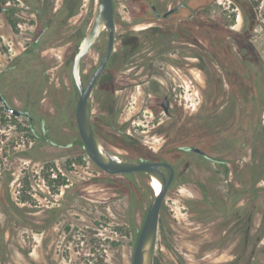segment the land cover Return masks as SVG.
<instances>
[{
  "label": "rangeland",
  "instance_id": "rangeland-1",
  "mask_svg": "<svg viewBox=\"0 0 264 264\" xmlns=\"http://www.w3.org/2000/svg\"><path fill=\"white\" fill-rule=\"evenodd\" d=\"M14 1L20 8L29 4L30 12L38 7L45 24L35 30L24 19L17 29L9 12L0 15V91L34 116L36 131L23 130L25 118L0 109V264H132L151 202L145 179L108 174L80 160L72 63L98 0ZM114 1L117 42L92 93L93 120L115 154L176 167L161 209L154 264H264V255H255L264 252V197L251 204V181L233 177L231 164L225 177L215 162L183 150L174 132L180 129L213 156L238 157L241 171L264 153V127L250 141L252 126L259 119L264 126V0H167L168 6L186 2L172 18L190 21L173 43L174 61L160 73L151 63L139 64L144 43L155 39L139 30L156 26L148 19L157 0ZM47 25L41 43L19 55L13 69L12 39L18 37L19 52ZM106 45L107 34L86 55L85 80ZM127 59L130 68L122 65ZM165 95L173 118L159 106ZM53 222L55 228L47 229Z\"/></svg>",
  "mask_w": 264,
  "mask_h": 264
},
{
  "label": "water",
  "instance_id": "water-1",
  "mask_svg": "<svg viewBox=\"0 0 264 264\" xmlns=\"http://www.w3.org/2000/svg\"><path fill=\"white\" fill-rule=\"evenodd\" d=\"M104 30H107L109 34L105 56L90 80L85 83L82 75L83 59L98 41ZM114 40V2L113 0H98L94 13L75 52L72 65V75L77 88L76 120L85 151L99 168L110 174L144 172L150 177L151 183L154 178L161 182V189L159 192L155 191V196L148 208L133 256V264H153L158 238L160 211L166 193L174 180L175 168L167 161L132 159L116 155L103 144L94 129L90 97L101 72L111 56ZM0 98L4 100L1 95ZM5 104L13 113H22L9 107L6 102ZM186 149L196 151L213 159L199 147L188 146ZM164 167L169 170V174L164 170Z\"/></svg>",
  "mask_w": 264,
  "mask_h": 264
},
{
  "label": "flooded vegetation",
  "instance_id": "flooded-vegetation-1",
  "mask_svg": "<svg viewBox=\"0 0 264 264\" xmlns=\"http://www.w3.org/2000/svg\"><path fill=\"white\" fill-rule=\"evenodd\" d=\"M167 0H157V1H152L151 2V8H152V11H153V14L154 16L151 18V19H148L153 25H156L155 27L153 28H145V29H141L139 31H141L142 34L144 33H151V35H154L153 37L155 38L154 39V43L149 46L147 45L146 43H144L146 46L145 49L142 48L141 50V55H143V59L142 61H140L139 64H145V65H149L150 63L152 64L151 66V69L157 73H160L161 72V68H163L164 66H168L170 64H172V62L174 61V59L170 56L173 51L175 53L176 49H174V41H177L180 39V33L182 32L181 29H184L182 28L183 26H186V22H189L190 20H183V19H177L175 20L174 18H172V16L177 12L179 11L180 9L182 8H186L187 7V3L182 1L180 2L179 4L175 5V6H168V4H166ZM114 2V17H115V40H114V45H113V50H112V53H111V56L108 60V63L106 64L104 70L111 64V62H113V58H114V51H115V45H116V42H117V31H116V9H115V1L113 0ZM98 3V2H97ZM26 5V6H25ZM23 7L27 10V11H24V8H20V3H16L14 0H11V1H8L7 3H4L2 1H0V15L1 14H4L6 12H9V16H8V22L11 26H13L14 28H17L18 29V26H21L22 22H24V19H27L28 20V23L29 21L32 22L31 25L35 26V30L37 28V26H42L45 24V20L43 19L42 15H41V10L37 7L35 9V12H30L32 7L29 5V4H25ZM30 10V11H29ZM30 13L31 17L32 18H28V14ZM147 20V21H148ZM196 20V19H195ZM193 20V21H195ZM89 24V23H88ZM88 26V25H87ZM87 28V27H86ZM47 30H48V25L45 27V29H43L41 31V33H39V35H36V37H34L33 39V42H29L28 45H26L24 47L23 50L21 51H17V44H16V41L18 40V37L17 38H14L12 39L13 40V45H11L9 47L10 49V60L13 61L11 67L14 69L16 67V63H15V59L21 55L22 53H24V51H26L31 45L32 46H38L40 43H41V40L43 38V36L47 33ZM86 30V29H85ZM33 31V30H32ZM32 31H29V33L32 35L34 34ZM85 32V31H84ZM107 34V45H106V49H105V52H104V55L100 61V63L102 62L104 56H105V53H106V50H107V46H108V40H109V34L107 32V30H104L101 34V36L99 37L98 41L94 44V46L92 47V49L97 45V43L99 41H101L102 37ZM84 35V33H83ZM82 35V37H83ZM157 35V36H156ZM82 39V38H81ZM81 41V40H80ZM128 47V46H126ZM125 47V48H126ZM78 48V47H77ZM91 49V50H92ZM127 49V48H126ZM135 47H132V50H134ZM152 49L153 50V56H150L148 57V54L147 52ZM36 50V49H34ZM90 50V51H91ZM89 51V52H90ZM151 53V51H150ZM136 54V51L134 53H132V56H130V58H132L133 56H135ZM75 55V54H74ZM86 57V56H85ZM84 57V59H85ZM129 58V59H130ZM83 59V61H84ZM129 59L125 60L124 63H122L123 66H128L127 64H130L132 67V63H128ZM74 60V58H73ZM99 63V64H100ZM98 64V66H99ZM150 64V65H151ZM73 65V63H72ZM97 66V67H98ZM96 67V68H97ZM95 68V70H96ZM94 70V72H95ZM103 70V71H104ZM103 71L101 72L97 82L99 81ZM94 72L91 74V76L94 74ZM82 75H83V79H84V82L87 83L91 76L89 77L88 80H85V76H84V69H83V62H82ZM72 78H73V75H72ZM74 81V79H73ZM96 82V84H97ZM75 84V82H74ZM96 84L94 86V88L96 87ZM76 87V85H75ZM76 91H77V88H76ZM94 91V89H93ZM92 91V93H93ZM0 95L2 96V98L4 100H2L0 98V109L4 112H6L7 115H10L12 118H25L27 121H28V124H27V128L23 129L25 131H29V133H31L33 136H36V131H35V126H34V121H35V118L34 116H32L30 114V112H28L27 110H24V109H21V108H18V107H15V106H12L9 101L7 100V98L2 94V92L0 91ZM92 97V95H91ZM91 97H90V106H91V112H92V105H91ZM5 102L7 103V105L11 108H14V109H17L19 111H21L22 113L21 114H15L13 113L5 104ZM77 103V101H76ZM159 106H161L163 108V111L165 112V114L167 115L168 118H173V114L171 113L170 111V99H169V96L168 95H165L163 97V100L160 101V104ZM75 118H76V105H75ZM92 121H93V126H94V129L96 131V128H95V124H94V120H93V112H92ZM13 123L17 124L16 120L14 122V120H12ZM212 123V122H211ZM210 123V124H211ZM213 124V123H212ZM209 126V124H206ZM256 126H257V132L259 135L256 136L255 134V131H256ZM76 127H77V132H78V137H79V140H78V143L80 142L82 144V147L84 148V144L80 138V135H79V130H78V125H77V120H76ZM207 127V126H206ZM211 128L209 130H214L215 129V125L213 126H210ZM264 127L263 124L261 123L260 119L258 122H256L253 126H252V135H251V138H250V141L254 143V140H257L261 134V128ZM22 129V128H21ZM27 129V130H26ZM225 130V129H224ZM175 132V138H177V140L180 141V145L182 147L183 150L185 151H190V152H194L196 154H199L200 156H203L204 158L206 159H209L213 162L216 163V160H218V157L216 156H213L211 155L208 151H206V149H204L201 145L197 144V143H191L190 142V138H188V136H182V132L181 130L177 129V130H174ZM96 133L98 134V132L96 131ZM216 133V132H215ZM193 134V131L191 132L190 136H192ZM217 134V133H216ZM223 135H224V132H223ZM98 136L100 137V135L98 134ZM223 136L221 135L220 138H222ZM218 138V139H220ZM101 139V137H100ZM101 141L103 142V140L101 139ZM104 144V142H103ZM105 145V144H104ZM106 146V145H105ZM188 146H195V147H199L201 149H203L209 156H211L213 159L209 158V157H206L196 151H191V150H188L186 149V147ZM85 150V148H84ZM110 150V149H109ZM111 151V150H110ZM86 152V151H85ZM114 153V152H113ZM87 154V153H86ZM115 154V153H114ZM117 155V154H116ZM125 157V156H124ZM86 159L88 160H91L93 161L88 155L87 157H85ZM127 158H130V157H127ZM254 158V157H253ZM132 159H135V158H132ZM143 160H149V159H143ZM151 161H166V160H151ZM94 162V161H93ZM169 162V161H167ZM95 163V162H94ZM171 163V162H169ZM96 164V163H95ZM174 168H175V177H174V180L173 182L175 181L176 179V175H177V172H176V167L173 163H171ZM98 166V165H97ZM99 167V166H98ZM101 169V168H100ZM102 170V169H101ZM164 170L167 172V174H169V170L164 167ZM104 171V170H103ZM105 172V171H104ZM108 173V172H106ZM133 173H144V172H133ZM110 174V173H108ZM126 174H130V173H123V174H112V175H126ZM146 174V173H144ZM146 176L149 178V181L151 183V180H150V177L146 174ZM57 182H60V180H56ZM172 182V183H173ZM172 185V184H171ZM170 185V186H171ZM151 186L153 187L152 183H151ZM154 189V187H153ZM167 194V193H166ZM154 196H155V190H154ZM154 196L151 198V202L154 198ZM150 202V203H151ZM164 202V201H163ZM163 205V204H162ZM150 206V204H149ZM149 208V207H148ZM162 209V207H161ZM148 212V210H147ZM160 214H161V211H160ZM147 215V213H146ZM146 217V216H145ZM145 220V219H144ZM56 222H53L47 229H52V228H55L56 226ZM144 224V222H143ZM143 226V225H142ZM142 226L140 228V230L138 231L137 233V240H138V237H139V234H140V231L142 229ZM159 226H160V218H159ZM47 229L44 230V232L47 231ZM43 232V233H44ZM158 235H159V230H158ZM243 236V235H242ZM245 237V236H243ZM242 237V238H243ZM157 241H158V238H157ZM137 244V242H136ZM156 246H157V243H156ZM136 248V246H135ZM135 252V250H134ZM155 252H156V249H155ZM134 256V255H133ZM155 263V253H154V260H153V264ZM133 264V262H132Z\"/></svg>",
  "mask_w": 264,
  "mask_h": 264
},
{
  "label": "trees",
  "instance_id": "trees-1",
  "mask_svg": "<svg viewBox=\"0 0 264 264\" xmlns=\"http://www.w3.org/2000/svg\"><path fill=\"white\" fill-rule=\"evenodd\" d=\"M215 114V113H214ZM216 115V114H215ZM227 131V130H226ZM226 131L222 130V131H219V136L223 135V132L225 133ZM255 134L257 137L258 132H257V126H256V131H255ZM80 160H82V158H85L87 157V154L83 148V152H82V155L80 156ZM238 157H235V158H230V159H224L223 157H218V160H216V164L219 165L220 167L223 168L224 170V173H225V177L226 176H229L230 175V168L228 167L229 164H231L233 166V169H234V172H233V177H237V176H240V177H245L247 178L248 180L246 181H243V183H248L249 181H251V184L253 186V189H254V195L252 197V200H251V204H254L256 201H260V198L264 197V186H256L258 185V183H260L262 180H264V153L263 154H260L259 157H254L251 159V161H248V162H245L244 165L246 166V169L242 170L240 169V163L236 162V159ZM82 162V161H81ZM250 170L251 172H247V174H244L245 172L243 171H246V170ZM126 175H130L132 177H138L140 179H145V190L147 192V196L149 198H152L154 196V189L153 187L151 186V183L149 180H146L147 176L146 174L144 173H130V174H126ZM246 175H249V176H246ZM233 190V187L230 188V192L228 193V197L230 196V194H232V191ZM227 200V198H226ZM226 200L224 201V205H227V202ZM226 209H228V206H226ZM259 208H256V211H258ZM260 211H262L260 209ZM228 215H231L230 213H228ZM231 220L234 219V218H230ZM253 220V217L251 218V222ZM228 225H230V222L228 223ZM250 228V227H249ZM228 229V232H231L232 230V226L230 225L229 227H227ZM242 234L245 233V229H242ZM209 245V242L207 243ZM251 251H248V253H250ZM256 254H262L264 255V252H262L261 249H259V251H256L255 252V255Z\"/></svg>",
  "mask_w": 264,
  "mask_h": 264
},
{
  "label": "bare ground",
  "instance_id": "bare-ground-1",
  "mask_svg": "<svg viewBox=\"0 0 264 264\" xmlns=\"http://www.w3.org/2000/svg\"><path fill=\"white\" fill-rule=\"evenodd\" d=\"M152 185H153L154 190H155L156 192H159V191H160V189H161V182H160L159 180H157L156 178H154V179L152 180Z\"/></svg>",
  "mask_w": 264,
  "mask_h": 264
}]
</instances>
